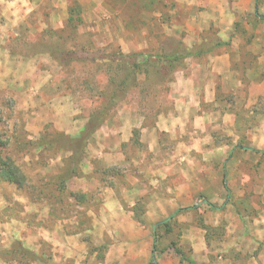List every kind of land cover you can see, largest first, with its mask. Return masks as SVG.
I'll return each instance as SVG.
<instances>
[{"label": "rangeland", "instance_id": "rangeland-1", "mask_svg": "<svg viewBox=\"0 0 264 264\" xmlns=\"http://www.w3.org/2000/svg\"><path fill=\"white\" fill-rule=\"evenodd\" d=\"M31 1L34 37L12 43L24 61L35 60L39 82L43 70L46 78L50 72V84L35 93L37 98L51 96L52 118L36 132L22 129L23 121L20 130H0V169L16 173L5 166L10 160L18 171L15 181L0 177L2 206L9 209L3 220L14 226L8 239L17 229L13 218L35 232L33 238L23 231L31 240L29 248L26 239L13 238L11 254L3 257L10 264H95L89 257L95 252L103 257L108 245L119 239L117 233H101L105 187L115 191V201L133 211L141 224L146 207L154 202L149 193L138 198L134 192L133 198L131 187L124 197L129 172L124 163L139 153L138 141L133 139L118 154L108 149L107 135L96 132L127 117L154 122L171 108V83L178 70L186 71L202 54L230 53L239 59V69L256 68V58L264 52V20L259 17L264 16V0ZM173 52H178L175 59L164 57ZM10 91L4 90L3 97H14ZM257 104L239 113L238 142L229 141L237 144L229 160V198L222 191L221 198L206 199L212 206L202 199L189 200L178 212L153 216L157 261L181 250L183 257L177 256L193 264H264V155L251 150H264V130H256L264 127V97ZM40 105L37 102L36 108ZM0 106L6 129L20 113L12 100ZM102 147L107 149L98 154ZM112 158L123 161L108 166ZM93 170L100 186L83 193L82 175L90 184ZM145 186L137 184L135 189L143 194ZM162 201L171 204L168 198ZM41 228L50 229V241L36 234ZM65 241L71 249L68 256L61 246Z\"/></svg>", "mask_w": 264, "mask_h": 264}, {"label": "crops", "instance_id": "crops-1", "mask_svg": "<svg viewBox=\"0 0 264 264\" xmlns=\"http://www.w3.org/2000/svg\"><path fill=\"white\" fill-rule=\"evenodd\" d=\"M34 9L31 0H0V104L12 100L17 103L15 111L20 113L16 118H11V124H8L10 126L6 129L0 114V130H20L18 124L23 121L22 129L36 132L35 130H44L52 118L50 116L52 107L49 105L51 96L48 94L37 98L35 93L37 87L45 91L46 86L50 84V72L46 78V71L43 70V81L39 82L36 71L41 70L37 69L35 60L24 61L19 55L21 54L19 46L14 48L12 43L14 39L20 37L23 39L34 37L32 28ZM65 13L67 14V10ZM227 38L226 36L223 40ZM233 59L232 54L226 52L202 54L195 61L189 62L186 71L178 70L179 73L171 83V108L165 113L162 111L158 114L154 122L146 123L141 118L127 117L121 124L117 121V126L107 123V130L96 132L107 135L105 141L108 149L118 154L122 152L123 146L130 144L133 139L138 141L139 153L124 163L129 172L127 171L124 176L127 185L123 186V191L127 192L131 187L133 192L130 193L133 198L134 192L140 196L138 198H143L149 193L154 202L146 207L144 224H141L134 219L133 211H127L123 204L115 201V191L109 185L106 186L105 207L101 208L99 214L104 229L101 233L107 231L108 235H111V231L113 234H119V239H114L111 245L107 244L109 248L103 257L98 256L96 252L92 254L89 258L93 263L152 264L155 244L153 233L157 221L153 216L178 212L188 206L189 200L202 199L207 205L212 206L206 199L221 198L222 191L223 197L229 196L227 178L230 169L233 168L229 167V160L234 157L237 147V144L233 146L229 143L230 138L234 143L238 142V130H241L238 125L239 113L254 106L257 108L260 97H264V52L256 58L258 66L254 69L247 68L245 71L239 69L237 67L239 59ZM6 89H10L12 91L10 94H14V97L10 95L3 97ZM37 102L42 103L39 109L36 108ZM57 110L67 111L62 107ZM64 118L67 120L68 115ZM58 120L55 123L60 125L61 120ZM61 125L64 126L62 123ZM137 128L141 129L135 130ZM256 130H264V127ZM104 149L103 147L99 149L98 154L103 153ZM120 161L123 160L112 158V161L107 160V163L108 166L115 163V166ZM85 176L87 175H82L80 181L83 193L91 189L94 191L100 186L101 180L96 172L91 177L90 184ZM225 180L227 187L224 184ZM141 183L146 185L143 194L135 189L136 185ZM128 192L124 195L125 198L129 196ZM4 197V189L0 185V264H10L3 255L8 251L11 254L13 238L19 241L26 239L24 245L29 248L31 240L27 241L23 231L28 236L31 234L33 238L35 237L32 234L35 232L25 227V223L13 218L12 223L15 222L17 229L13 232L14 237L8 239L9 231L14 226L11 222L8 224L3 220L2 214L9 210L2 206ZM164 198L170 200V206L164 205L162 201ZM48 230L41 228L36 234L50 241L52 234ZM102 237L101 235V239ZM104 239L101 240L103 245L107 242ZM42 241L41 239L38 242L39 247ZM61 243L64 244L61 246L64 248L65 256H68L67 241ZM95 245L99 246L101 243L98 241ZM82 256L85 261V254ZM157 262L193 264L175 254L161 258Z\"/></svg>", "mask_w": 264, "mask_h": 264}, {"label": "trees", "instance_id": "trees-1", "mask_svg": "<svg viewBox=\"0 0 264 264\" xmlns=\"http://www.w3.org/2000/svg\"><path fill=\"white\" fill-rule=\"evenodd\" d=\"M256 12L258 13V6L256 7ZM259 17H261V19L264 20V16H259ZM177 53H178V52H173V53H170V54L165 55L164 57H165L166 59H170V60H171V59H175L176 56H177ZM254 151H256V152L261 153V154L264 155V151H259V150H254ZM8 165L11 166L12 168L14 167V170H16V173H15V172H14V173H10V171H9L8 169H6V168H2V167H1V169H0V177L3 178V179H5V180H10V181H15V180H17L16 174L18 173V171H17L16 167L13 165V163H11L10 160H9L7 163H5V166H6V167H7ZM224 184H225V186L227 187V182H226V180L224 181ZM154 239H155V244H154V251H153L152 264H158V262H157V260H156V249H157V243H158V237H157V234H155ZM177 255L183 257V252H182L181 250H177ZM188 261H191V260H188ZM191 263H193V262L191 261Z\"/></svg>", "mask_w": 264, "mask_h": 264}]
</instances>
